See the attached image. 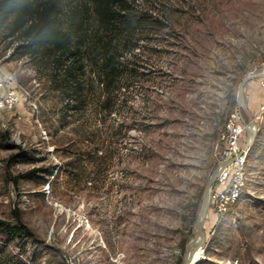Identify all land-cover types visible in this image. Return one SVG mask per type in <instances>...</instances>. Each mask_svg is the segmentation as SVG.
<instances>
[{
	"label": "rangeland",
	"instance_id": "obj_1",
	"mask_svg": "<svg viewBox=\"0 0 264 264\" xmlns=\"http://www.w3.org/2000/svg\"><path fill=\"white\" fill-rule=\"evenodd\" d=\"M136 3L156 23L125 56L139 74L123 80L111 113L97 110L90 79L85 103L66 111L52 64L11 57L18 41L0 27L1 78L11 77L0 98L16 94L0 109V220L14 223L15 208L33 233L0 232V264H180L228 116L245 117L238 85L264 68V0ZM263 78L244 85L252 115ZM256 124L246 190L219 222L206 216L194 264H264V115ZM21 150L37 159L8 164ZM33 167L35 180L11 182Z\"/></svg>",
	"mask_w": 264,
	"mask_h": 264
},
{
	"label": "trees",
	"instance_id": "obj_2",
	"mask_svg": "<svg viewBox=\"0 0 264 264\" xmlns=\"http://www.w3.org/2000/svg\"><path fill=\"white\" fill-rule=\"evenodd\" d=\"M137 6L136 0H0V27L6 28V37L18 41L11 57L28 54L52 64L56 78H60L57 85L67 96L66 111L78 110L85 103L84 84L90 79L102 92L97 110L111 113L117 92L131 83L124 84L123 80L139 74L133 68L135 61L124 58L127 53L136 54L138 41L145 38L139 36L142 30L156 23L151 14ZM0 137L8 139L6 133ZM36 159L21 150L8 158V164ZM39 170L33 167L10 176V180L14 185L21 178L35 180ZM43 179L45 182L47 177ZM11 213L14 223L0 220V232L6 240L33 237L18 210L14 208Z\"/></svg>",
	"mask_w": 264,
	"mask_h": 264
},
{
	"label": "built area",
	"instance_id": "obj_3",
	"mask_svg": "<svg viewBox=\"0 0 264 264\" xmlns=\"http://www.w3.org/2000/svg\"><path fill=\"white\" fill-rule=\"evenodd\" d=\"M10 79V76L1 78L0 73V89L3 87L4 81L8 82ZM258 86L264 90V78L258 79ZM15 101V92L12 89L7 90L4 97L0 98V109L11 108ZM32 104L31 110L35 111L36 104ZM263 115L264 97L258 101V107L253 112L255 123L259 122ZM221 139L223 145L220 148L216 147L213 153L216 157L215 165L218 163L222 165L209 191L206 214L216 222H219L235 207L242 196L243 188L246 190L248 181L250 146L245 145V127L240 121L237 111H232L228 116Z\"/></svg>",
	"mask_w": 264,
	"mask_h": 264
},
{
	"label": "water",
	"instance_id": "obj_4",
	"mask_svg": "<svg viewBox=\"0 0 264 264\" xmlns=\"http://www.w3.org/2000/svg\"><path fill=\"white\" fill-rule=\"evenodd\" d=\"M264 76V68L257 73H250L245 78L241 80L238 85L237 90V105L238 107H242L245 117L242 112L238 110L239 119L245 127V145L251 146L252 141L254 140L257 125L253 119V116L247 106L244 96V85L250 80L256 79L258 77ZM222 164L218 163L214 170L208 175V178L205 182L200 207L198 210L196 221L192 228V237L187 241L184 249V253L182 256V260L180 264H193L194 263V254L197 250L201 249L205 242V234L203 231L204 222L207 214L208 207V195L211 189V186L219 172L220 166Z\"/></svg>",
	"mask_w": 264,
	"mask_h": 264
},
{
	"label": "bare ground",
	"instance_id": "obj_5",
	"mask_svg": "<svg viewBox=\"0 0 264 264\" xmlns=\"http://www.w3.org/2000/svg\"><path fill=\"white\" fill-rule=\"evenodd\" d=\"M202 252H203V248H201V249H199V250H197L195 252V254H194V263L201 258Z\"/></svg>",
	"mask_w": 264,
	"mask_h": 264
}]
</instances>
